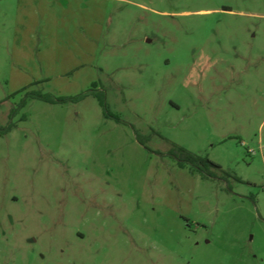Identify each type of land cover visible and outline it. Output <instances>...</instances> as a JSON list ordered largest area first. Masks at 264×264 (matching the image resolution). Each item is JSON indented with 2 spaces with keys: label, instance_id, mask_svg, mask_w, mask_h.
Instances as JSON below:
<instances>
[{
  "label": "rangeland",
  "instance_id": "rangeland-1",
  "mask_svg": "<svg viewBox=\"0 0 264 264\" xmlns=\"http://www.w3.org/2000/svg\"><path fill=\"white\" fill-rule=\"evenodd\" d=\"M13 110L0 264H264V0H0Z\"/></svg>",
  "mask_w": 264,
  "mask_h": 264
},
{
  "label": "trees",
  "instance_id": "trees-1",
  "mask_svg": "<svg viewBox=\"0 0 264 264\" xmlns=\"http://www.w3.org/2000/svg\"><path fill=\"white\" fill-rule=\"evenodd\" d=\"M92 92H94L93 89L89 90L85 94L78 95L76 97H67V98H59V99H56L49 94H42V93H34L33 96L48 103H55V102L77 101L90 95ZM96 98L99 100V103L104 110V114L107 117H112L119 120L117 116L113 115L108 110V106L106 103V96L104 93L96 94ZM21 105L24 107L26 105V101L24 100ZM15 115H16V110H13L10 114L11 122L7 127H2L0 125L1 135H5L11 132L15 128V124L12 121ZM173 156L178 160V164L180 167L184 168L186 166H190L193 172L200 174L204 178H208V179L218 178V174L216 172H213V169L216 171H220L223 175V178L225 179L231 177V175L228 172L223 171L221 166L212 162L209 158L194 154L184 148H179V147L176 148V150L173 152Z\"/></svg>",
  "mask_w": 264,
  "mask_h": 264
}]
</instances>
